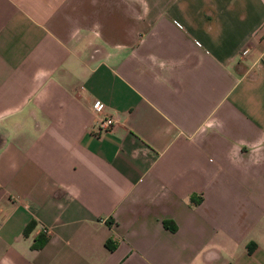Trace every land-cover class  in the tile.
<instances>
[{"label":"crops","instance_id":"0c3cea01","mask_svg":"<svg viewBox=\"0 0 264 264\" xmlns=\"http://www.w3.org/2000/svg\"><path fill=\"white\" fill-rule=\"evenodd\" d=\"M0 264H264V0H0Z\"/></svg>","mask_w":264,"mask_h":264},{"label":"built area","instance_id":"2783aa9c","mask_svg":"<svg viewBox=\"0 0 264 264\" xmlns=\"http://www.w3.org/2000/svg\"><path fill=\"white\" fill-rule=\"evenodd\" d=\"M90 110L93 113L99 114V116L94 121L92 133L97 135L104 131H107L112 127L113 120L109 116L101 115L102 105L97 101H92L90 103Z\"/></svg>","mask_w":264,"mask_h":264},{"label":"trees","instance_id":"16d2710c","mask_svg":"<svg viewBox=\"0 0 264 264\" xmlns=\"http://www.w3.org/2000/svg\"><path fill=\"white\" fill-rule=\"evenodd\" d=\"M161 224H162V226H164V227L166 226V222H165L164 220L161 221ZM170 229H171V228H170ZM108 241H109V239H106V241L104 242V246H106L107 249H111L112 246L107 244ZM32 246H34V244H32Z\"/></svg>","mask_w":264,"mask_h":264}]
</instances>
